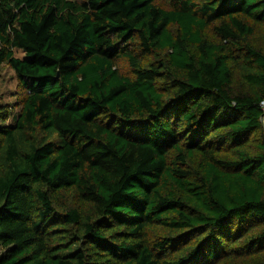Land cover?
Listing matches in <instances>:
<instances>
[{
	"label": "trees",
	"instance_id": "obj_1",
	"mask_svg": "<svg viewBox=\"0 0 264 264\" xmlns=\"http://www.w3.org/2000/svg\"><path fill=\"white\" fill-rule=\"evenodd\" d=\"M6 67L0 264H264V0H0Z\"/></svg>",
	"mask_w": 264,
	"mask_h": 264
},
{
	"label": "rangeland",
	"instance_id": "obj_2",
	"mask_svg": "<svg viewBox=\"0 0 264 264\" xmlns=\"http://www.w3.org/2000/svg\"><path fill=\"white\" fill-rule=\"evenodd\" d=\"M159 3L163 4L162 1ZM17 56L25 57V54L20 51L17 52ZM19 90V80L16 73L11 68L6 67L0 77V103L14 104ZM16 111L18 112V110ZM9 120L11 121V119Z\"/></svg>",
	"mask_w": 264,
	"mask_h": 264
},
{
	"label": "built area",
	"instance_id": "obj_3",
	"mask_svg": "<svg viewBox=\"0 0 264 264\" xmlns=\"http://www.w3.org/2000/svg\"><path fill=\"white\" fill-rule=\"evenodd\" d=\"M260 107H261V109L263 110V113H264V99L261 100ZM263 121H264V116H263Z\"/></svg>",
	"mask_w": 264,
	"mask_h": 264
}]
</instances>
